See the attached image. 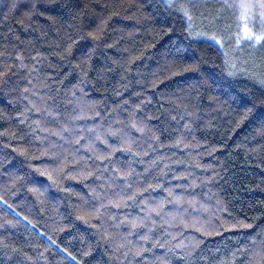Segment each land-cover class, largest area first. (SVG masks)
Here are the masks:
<instances>
[{
    "label": "trees",
    "instance_id": "1",
    "mask_svg": "<svg viewBox=\"0 0 264 264\" xmlns=\"http://www.w3.org/2000/svg\"><path fill=\"white\" fill-rule=\"evenodd\" d=\"M261 5L0 0V264H264Z\"/></svg>",
    "mask_w": 264,
    "mask_h": 264
},
{
    "label": "snow or ice",
    "instance_id": "2",
    "mask_svg": "<svg viewBox=\"0 0 264 264\" xmlns=\"http://www.w3.org/2000/svg\"><path fill=\"white\" fill-rule=\"evenodd\" d=\"M182 7H185V6L182 5ZM187 7H191V5H188ZM261 8H264V5H261ZM185 14L187 15V11L185 12ZM262 15H264V13H262ZM189 19H190V17H189ZM262 25H264V20H262ZM253 35H254V39L256 42H264V32H262L261 35H255V34H253ZM0 75H2V74H0ZM138 254L139 253H137V255Z\"/></svg>",
    "mask_w": 264,
    "mask_h": 264
}]
</instances>
